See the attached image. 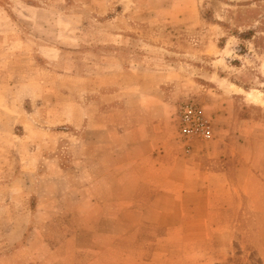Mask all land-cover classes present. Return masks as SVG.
Listing matches in <instances>:
<instances>
[{
  "label": "crops",
  "instance_id": "1",
  "mask_svg": "<svg viewBox=\"0 0 264 264\" xmlns=\"http://www.w3.org/2000/svg\"><path fill=\"white\" fill-rule=\"evenodd\" d=\"M162 84L91 98L72 142L46 127L40 157L0 184V264H176L235 235L264 256V117L232 93L214 139L186 144Z\"/></svg>",
  "mask_w": 264,
  "mask_h": 264
},
{
  "label": "rangeland",
  "instance_id": "2",
  "mask_svg": "<svg viewBox=\"0 0 264 264\" xmlns=\"http://www.w3.org/2000/svg\"><path fill=\"white\" fill-rule=\"evenodd\" d=\"M141 80H164L175 109L203 98L212 123L238 91L263 118L264 0H0V184L40 157L46 127L72 142L88 100ZM255 245L235 235L176 264H264Z\"/></svg>",
  "mask_w": 264,
  "mask_h": 264
},
{
  "label": "built area",
  "instance_id": "3",
  "mask_svg": "<svg viewBox=\"0 0 264 264\" xmlns=\"http://www.w3.org/2000/svg\"><path fill=\"white\" fill-rule=\"evenodd\" d=\"M177 133L186 144L207 143L214 139L213 123L203 109L193 101L180 103L175 109Z\"/></svg>",
  "mask_w": 264,
  "mask_h": 264
}]
</instances>
